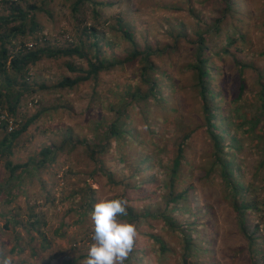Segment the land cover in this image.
<instances>
[{
    "label": "rangeland",
    "instance_id": "374dc122",
    "mask_svg": "<svg viewBox=\"0 0 264 264\" xmlns=\"http://www.w3.org/2000/svg\"><path fill=\"white\" fill-rule=\"evenodd\" d=\"M21 1L25 8L29 5L40 8L36 11L40 27L37 47H80L85 54L44 57L31 67L25 86L28 92L21 96L16 115L4 110L16 121L17 128L34 115L39 116L8 151L0 153V262L84 264L94 243L90 214L95 203L100 199L121 198L127 200V209H132L136 220L128 213L119 219L135 224L137 229L134 248L125 264H165L163 259L168 254L171 256L166 257L168 261L177 257L174 264H185L179 240L184 234L181 230L170 229L161 217L137 220V216L165 210L166 194L171 189L167 167L177 155L180 127L176 121L182 120L189 125L191 136L186 142V164L174 188L177 193L190 190L185 198L174 202L176 209L169 215L184 232L191 229L195 232L191 233L193 242L201 249L190 258V263L264 264V0H239L255 12L236 11L234 18L228 17L224 24L229 29L237 23L247 33L246 43L239 41L230 48V53L221 57L210 53L214 77L210 84L214 91L211 101L220 108L215 115L220 112L225 118L219 122L222 127L217 132L224 139L228 159L234 162L232 177L237 175L239 185L235 197V190L226 185L220 169L211 171L216 160L214 142L207 131L206 113L194 91V82L187 77L177 83L180 86H173L174 90L166 85L165 78L158 79V95L155 93L129 107V136L121 142L120 151L113 141L111 150L105 156L98 154V160H94L91 150L95 149L96 138L104 141L115 113L111 108L128 102V92L149 91L150 84L140 76L141 64L134 61L125 68L117 66L102 73L97 80L71 88L58 87L64 78L81 74L70 70V66L87 69L96 51L90 46L94 38L81 30L85 24L95 22L93 6H81L78 15L74 12L77 0ZM96 1L106 4L98 8L99 44L104 57L123 59L134 47L167 49V45L177 40L170 31H182V58L187 62L193 58L199 32L210 31L221 3V0ZM10 13V5L0 4V14ZM118 18L132 31V41L118 30ZM209 35L213 51L222 53L224 38ZM34 36H28V46L33 45ZM15 43L18 50L21 39ZM235 57L240 65L235 63ZM162 96L170 98L166 108L160 100ZM216 119L218 122L219 118ZM139 137L142 140L138 149L135 141ZM232 140L237 141L239 149L230 147ZM48 146L56 148L51 162L33 173L23 168L12 173L11 169L17 165L39 160L41 150ZM148 152L161 153L155 159L164 165L162 169L153 164L152 169L142 166V171L136 170L138 158ZM122 157L125 163L120 161ZM166 175L168 187L164 185ZM234 200L252 205L244 218L249 219L246 229L254 237L258 253L250 250L249 239L239 232L240 226L234 220ZM35 221L39 224L33 226ZM157 237L164 239L169 252L162 250Z\"/></svg>",
    "mask_w": 264,
    "mask_h": 264
},
{
    "label": "trees",
    "instance_id": "16d2710c",
    "mask_svg": "<svg viewBox=\"0 0 264 264\" xmlns=\"http://www.w3.org/2000/svg\"><path fill=\"white\" fill-rule=\"evenodd\" d=\"M21 2V0H0V4L10 5L11 8L10 14H0V109L8 110L12 116L16 115L17 113L21 96L23 93L28 92V89L25 88V86L28 82L29 72L32 66L36 65L44 57H55L61 54L68 56L77 55L79 57H83L85 54V52H83L80 47H68L66 49L37 47V43L40 45L38 42L40 37L37 35L40 27L36 20V11L40 10V8L36 5H29L25 8ZM245 2L247 1L245 0ZM86 4H91L93 6V16L95 22L85 24L83 27H81V30L83 34H88L87 37L94 38V41L90 44V46H92V48L94 47L96 51L91 55V60L87 69H78L77 67L70 66V70L81 72V74L73 78L66 77L60 81L57 86L60 88H71L92 79L97 80L102 73L113 70L117 66L125 68L127 64H130L131 62L133 63L134 61H137L139 64H141L140 76L145 78V80L150 84L149 91L143 93L140 91V89H136L133 92H128V102L125 104H118V107L116 108H111V110L115 112L114 116L109 123L106 132L104 133V141L98 138L95 139L96 142L93 145L95 149L93 148L91 150L92 158L94 160H98V154L105 156L111 150L113 141L117 143L118 146L116 149L120 151L121 142L126 141L129 136V131L127 128V118L130 117L129 107H132L138 101L147 100L150 98V96L155 95V93L158 95L157 88L160 86L158 79L161 77L165 78L167 80L166 85L171 86V88L174 90L173 86H180L177 83L183 78L187 77V80L194 82V91L196 90L195 92L197 93V96L200 97V101L202 102L203 109L206 113L205 122L207 131L214 142L213 148L214 157L216 160L211 164V171L220 169V174L225 180L226 185L228 187L231 186L230 188L235 190L233 193L234 197L237 196L238 194L236 192L239 191V185L235 179L237 175L232 177L233 175L231 171L233 168H235L234 162L233 160L228 159L229 155H227L225 152L226 145L223 144L224 139L222 138V135L218 134L217 132V128L222 127L219 122H223L225 118L220 112L215 115L216 109L220 111V108L216 105L213 106L211 101L214 91L210 84L214 77L211 72L212 65L210 64V53L212 56L221 57L223 54L230 53V48L236 46L239 41L243 42V44L246 43L247 33L241 29L237 23L231 24L229 29H227L224 24L227 22L226 20L228 17L234 18L236 11L243 12L245 10L248 14H253L255 11H253L251 6L250 9L248 7L245 8L246 6L244 7L241 5L239 0H221L218 12L219 15H217V17L212 20L209 28L210 31H200L198 39L194 41V55L193 58L191 57L189 62H187L188 60H185V58H182L183 53L181 51L180 44L181 38L183 36L182 31H179L178 33L170 31V34H172L171 36L175 37L177 40L175 41V44L173 43L172 45H167V49H160L159 51V49H154L151 46H147L144 50H139L137 47H134L125 58L112 60L102 55L99 44L100 29L98 28V24H100V12L98 8L99 6H104L106 4L96 0H77L74 5L75 14L80 15L81 6ZM117 21L118 30H120L125 35V37L132 41V31L126 28L122 18H118ZM209 34L219 38H224V46H221L220 48V52L222 53L213 51L214 46H210L209 44ZM30 35H35L34 38L31 39L34 40L32 46L27 45L28 36ZM235 35H238V37ZM18 39H21V45H19L20 48L18 50H15L16 43L14 44V42ZM35 40L37 42H35ZM158 59L162 63H159L157 61ZM235 63L237 65L241 64L236 57ZM185 68H187V70H185ZM243 68L244 66L241 67V69ZM157 72H159V75L155 77V73ZM182 81L184 82L185 80ZM18 86H21L22 89H18ZM244 86L245 85L242 83L241 88ZM177 91L180 92L181 88L179 87ZM184 93L185 92H183V94ZM177 94L178 93H176V97ZM162 97H160V100L164 104L163 108H166L170 98ZM180 98L184 99L183 96ZM171 107L174 109V111L178 110L176 107ZM38 116V114L34 115L30 119L26 120L20 126V128L16 127L12 132H6V124L8 123H5L3 128L6 133H4L0 141V153L1 151H8L12 143L30 127V125L38 118ZM217 117L219 118L218 122L216 119ZM176 122L178 123V127H180L179 137L176 143L177 155L174 157L173 162L167 167L170 173H167V175L169 174L168 184L171 189L169 190L168 194H166L167 204L165 210L158 213H146L144 216H137V220L147 221L153 217H161L170 229L174 228L181 230L184 233L181 237H179L183 251L182 262L188 264V262L190 263V258L195 256L196 251L201 249V246L198 243L193 242L194 237L191 235V233H195L193 232V229L187 233L184 232V230H182V228L176 224L174 217L169 215L170 211L176 209V207L173 206L174 202L185 198V195L189 194L190 190L186 188L184 193H177V189L174 188L175 181L179 180L180 175H182V168L186 164L184 162L186 158V142L191 136L189 125L186 122H183L182 120H178ZM141 140L142 138L139 137L135 141L138 149L141 144ZM230 147L239 149L237 141L234 140H232ZM55 149L56 148L53 146L45 147L43 150H41V158L39 160L17 165L11 169L12 173L14 174L19 168H23V171L30 170L32 173L37 171L39 167L45 166L55 158ZM160 154V152H153L152 154L148 152L144 157L138 158L139 165L137 166L138 169L136 170L142 171V166L145 168L150 167V169H152L154 168L153 164H156L155 166L157 169H162L164 165L159 162L160 160L155 159L160 158ZM224 156L226 158H224ZM120 161L125 163V159L123 157L120 158ZM167 175L164 185L168 187L166 183ZM234 186L236 189H234ZM1 194L2 189L0 188V202ZM233 203L235 207L234 220H236L240 226L239 232H241V235H244L249 239L251 251L256 253L260 252L253 243L254 237L249 235L248 230L246 229V224L248 223L249 219L244 218L247 210H249L252 205H244L243 203L239 204L236 200H234ZM127 213L134 216L132 209H127ZM132 220H136V217L134 216ZM37 224H39V221L32 223L33 226ZM157 240L161 244L163 251H170V247L165 243L164 239L157 237ZM166 257L171 256L168 254ZM166 257L163 259L165 264H174L175 260H177L176 257L174 260L172 259L171 261H168Z\"/></svg>",
    "mask_w": 264,
    "mask_h": 264
},
{
    "label": "clouds",
    "instance_id": "9594fccd",
    "mask_svg": "<svg viewBox=\"0 0 264 264\" xmlns=\"http://www.w3.org/2000/svg\"><path fill=\"white\" fill-rule=\"evenodd\" d=\"M127 207V200L121 198L100 199L95 203L90 214L94 243L84 264H125L137 239L135 224L119 219L127 215Z\"/></svg>",
    "mask_w": 264,
    "mask_h": 264
},
{
    "label": "built area",
    "instance_id": "2783aa9c",
    "mask_svg": "<svg viewBox=\"0 0 264 264\" xmlns=\"http://www.w3.org/2000/svg\"><path fill=\"white\" fill-rule=\"evenodd\" d=\"M7 125L6 132H12L16 128V122L10 117L7 111L0 109V135L6 133L4 131V125Z\"/></svg>",
    "mask_w": 264,
    "mask_h": 264
}]
</instances>
